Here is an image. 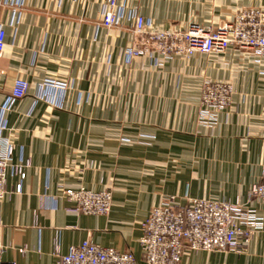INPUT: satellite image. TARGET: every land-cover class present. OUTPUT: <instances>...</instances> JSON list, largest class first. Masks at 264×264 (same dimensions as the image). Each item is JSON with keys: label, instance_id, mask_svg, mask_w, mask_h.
<instances>
[{"label": "crops", "instance_id": "1", "mask_svg": "<svg viewBox=\"0 0 264 264\" xmlns=\"http://www.w3.org/2000/svg\"><path fill=\"white\" fill-rule=\"evenodd\" d=\"M245 7L264 0H117L107 27L106 0H0V154L11 145V163L29 164L23 179L9 169L0 198L5 263L55 264L89 239L145 264L142 224L171 197L240 203L264 222L250 194L264 170V59L185 52L192 23ZM17 79L29 89L15 99ZM206 81L233 87L207 118ZM82 187L111 189L110 213L75 211L64 191ZM182 264H264V232L246 253L187 250Z\"/></svg>", "mask_w": 264, "mask_h": 264}, {"label": "built area", "instance_id": "2", "mask_svg": "<svg viewBox=\"0 0 264 264\" xmlns=\"http://www.w3.org/2000/svg\"><path fill=\"white\" fill-rule=\"evenodd\" d=\"M103 24L112 27L119 23L117 0H106ZM185 52L223 53L230 48L253 51L264 59V7H245L236 13L231 22L219 25L192 23L186 32ZM6 47V32L0 27V53ZM130 57L141 54L139 50L129 51ZM29 83L17 79L11 96L23 98ZM233 87L227 83L206 81L203 85L202 116L211 117L231 104ZM11 145L0 154V198L8 193V171L22 179L29 164H12ZM21 184L17 191H20ZM251 196L264 201V170L258 183L253 185ZM64 195L76 203L75 211L88 215H108L112 209L111 189L91 191L85 188L67 189ZM140 239L142 261L145 264H182L187 250L210 252H247L248 243L256 232H264V222L240 203L211 199H190L188 205H181L175 197L151 209L142 224ZM6 246L0 236V264L5 263L3 255ZM55 264H140L130 252H121L103 247L91 240L70 247L68 253L58 254Z\"/></svg>", "mask_w": 264, "mask_h": 264}, {"label": "rangeland", "instance_id": "3", "mask_svg": "<svg viewBox=\"0 0 264 264\" xmlns=\"http://www.w3.org/2000/svg\"><path fill=\"white\" fill-rule=\"evenodd\" d=\"M239 11H240V10H239ZM239 11H238V12H239ZM238 12H237V13H238ZM139 51H140V50H139ZM141 52H142V51H141ZM112 192H113V191H112Z\"/></svg>", "mask_w": 264, "mask_h": 264}]
</instances>
